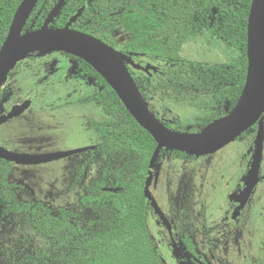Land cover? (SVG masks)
Masks as SVG:
<instances>
[{
  "label": "trees",
  "instance_id": "1",
  "mask_svg": "<svg viewBox=\"0 0 264 264\" xmlns=\"http://www.w3.org/2000/svg\"><path fill=\"white\" fill-rule=\"evenodd\" d=\"M21 1L0 0V47ZM57 2L39 0L25 30L40 28ZM250 5L251 0H65L51 27H64L84 7L72 29L115 49L114 31L121 28L129 40L119 50L137 54L143 67L147 62L160 72L128 67L147 105L148 93L158 89L174 94L183 88H213L223 89V96L232 97L235 106L246 77ZM202 34L236 50L232 60L197 63L182 59L184 43ZM80 62L91 80L96 78V88L102 87L86 102H94L107 117L96 126L101 142L76 168L75 182L83 187V195L69 208L25 202L20 185L9 181L13 164L0 159V260L5 264H164L146 229L142 176L135 178L131 171L135 158L143 167L147 164L156 143L105 80ZM12 100V85L6 82L0 92V115ZM94 167L99 172L90 177ZM104 187L121 190L110 193ZM16 226L25 230V236L3 238L6 230Z\"/></svg>",
  "mask_w": 264,
  "mask_h": 264
},
{
  "label": "flooded vegetation",
  "instance_id": "2",
  "mask_svg": "<svg viewBox=\"0 0 264 264\" xmlns=\"http://www.w3.org/2000/svg\"><path fill=\"white\" fill-rule=\"evenodd\" d=\"M119 29L121 28L114 31L118 51L123 47L117 46L121 41ZM127 38L129 40L128 34ZM205 38L209 43L217 42L220 45L219 51L223 48L224 55L228 56L230 52L228 50H231L228 46L221 41L206 36ZM53 56L51 58H55L57 62L54 81L51 85L46 84L48 88L43 89L39 86L36 90L41 92V96L45 95L43 92L48 94L52 91L59 92L60 97L57 103L37 111L49 112L46 114L47 117L54 119L58 116L69 124L76 120V123L82 125L85 131L88 130L95 139L91 146L84 147L89 148L88 150L58 159H64L65 162L80 155L85 156L80 163L69 166L68 186L70 189L77 187L80 193L77 194L75 202L55 206L49 199H37L33 195L30 201L23 200L26 187L22 182L14 183L20 185V198L25 202L42 201L54 208H69L77 203L84 191L83 187L75 182L76 168L78 169V166L87 159L88 152L95 150L96 145L101 142L102 137L99 136L96 126L103 123L107 117L94 102H86L90 96L100 92L102 87L96 88V78L92 77L91 80V75L89 76L84 70L80 59L63 52H54ZM136 57L137 54L133 53L134 63L143 67V60L138 62ZM214 63H223V61ZM147 64L149 63H143L145 66ZM128 67L134 68L131 65ZM149 72L160 73L158 70L155 72L149 70ZM7 82L12 85L14 100L7 104L6 111L1 115L7 114L13 106L20 105L26 100L30 101V106L20 116L2 125L13 119H16L20 125L21 119L33 108L34 101L30 96L17 95V88L13 86L10 77ZM59 86L62 87L61 90H57ZM190 91L183 88L171 94L167 89H158L148 93V108L171 131L187 132L188 127L192 126L193 133H199L210 124L229 115L235 107L232 104V97L223 96V89L197 88L192 89L194 93L188 94ZM189 100H193V104H190ZM262 117L264 124V113ZM36 125L39 135L34 137H30L35 133L34 130L33 133L31 131L32 125H23L25 131L29 133L24 134L20 146L34 148L37 147L35 143H42L46 134L41 133L43 127L40 124ZM21 126L13 127L10 132ZM257 130L258 122L221 149L205 155H189L161 148L151 169L150 161L153 153L146 167L139 164L137 158L133 160L132 174L135 178L142 176L146 229L164 264H264V140L257 182L249 196L244 197L247 188L246 179L253 162ZM13 149L7 150L29 155L51 154V152L21 153L15 151L18 147ZM47 163L29 166L12 163L9 181L15 167L37 168ZM141 168L145 170L140 175L138 172L142 170ZM98 172V168L94 167L89 176L93 177ZM146 184L151 199L145 196ZM106 189L121 190L116 187L103 188L105 192H110Z\"/></svg>",
  "mask_w": 264,
  "mask_h": 264
},
{
  "label": "water",
  "instance_id": "3",
  "mask_svg": "<svg viewBox=\"0 0 264 264\" xmlns=\"http://www.w3.org/2000/svg\"><path fill=\"white\" fill-rule=\"evenodd\" d=\"M38 2L39 0H22L14 13L7 36L0 47V92L17 64L35 53L43 55L63 52L84 61L105 80L128 113L153 138L156 147L150 161V169L161 148L196 156L210 154L221 149L258 122L253 162L246 179L247 188L244 191V197L249 196L257 182L264 140L262 117L264 113V0H251L247 19L246 77L235 107L229 115L207 126L214 127L215 124L223 121L217 131L206 133V127L201 132L192 134L174 132L166 128L149 110L128 70V65L145 72L149 70L155 72L156 67L150 64L141 67L132 60L133 53H122L92 35L72 29V25L82 15L84 7L79 9L64 27L54 28L51 24L65 4V0H58L40 28L25 30L26 23ZM213 13L215 14L216 11ZM41 46L48 48V51H40ZM29 106V100L13 106L7 114L0 115V125L20 116ZM88 149L29 155L0 147V159L16 165H38ZM147 184L145 196L151 199ZM106 190L117 192L119 189Z\"/></svg>",
  "mask_w": 264,
  "mask_h": 264
},
{
  "label": "rangeland",
  "instance_id": "4",
  "mask_svg": "<svg viewBox=\"0 0 264 264\" xmlns=\"http://www.w3.org/2000/svg\"><path fill=\"white\" fill-rule=\"evenodd\" d=\"M118 32L120 33L121 41H119L117 46L120 48L125 45L128 38L127 33L122 29H119ZM203 35L204 34L200 35L196 41L195 39H189L184 43L180 53L182 59L197 63L229 62L232 60L233 56L236 54V50H228L230 52H228V56H226V54L224 55L223 53L225 52L223 48H221L222 51H219L220 45L217 42L215 43L212 41L209 43L207 38H205V36L203 37ZM37 54L38 53H35L21 60L10 75L13 86L17 88V95L20 97L25 95L30 96L34 104L33 108L21 119V127L13 129L12 132H10L13 127L20 126L16 119L0 126V147L5 149L18 147L15 151L21 153H54L72 151L91 146L95 142V139L93 136L91 137L88 130L85 131L82 125L76 123V120L69 124L61 120L58 116L54 119L47 117L46 114L49 112L44 111L39 113L37 111L38 109H44V107L48 105L50 106L57 103L60 97L59 92L52 91L50 94L43 92L45 93L43 96H41V92H37L36 89L39 88V86L46 89L48 88L46 84L51 85L54 81V74L57 71L55 69L57 65L56 59L51 58L54 57L53 53L43 55ZM49 58L51 60H49ZM29 59H32V63ZM61 88L62 87L59 86L57 90H61ZM44 115L45 118H43ZM79 123L83 124L82 122ZM25 124L32 125V133L33 130L35 131L30 137L39 135V131L36 128V126L38 127L39 125L36 124H40L43 127L41 133L46 135L43 136L44 139L41 144L38 142L35 143L37 147L27 148L20 146L23 143L24 134L29 133L23 128ZM49 126L51 127L49 128ZM193 132L194 128L192 126L188 127L187 133L192 134ZM84 158V155H80L65 162H63L64 159H62L39 165L37 168L15 167L10 181L22 182L24 184L26 189L23 192V200L30 201L33 195V197L37 199H49L55 206L71 204L77 199V194L80 193V190L77 187L70 189L68 186L69 166L74 163H80ZM25 234V230L21 231V229L19 230L16 226L6 230L3 238L8 237L9 239H16L20 238V235L25 236ZM0 264L5 263L0 260Z\"/></svg>",
  "mask_w": 264,
  "mask_h": 264
},
{
  "label": "bare ground",
  "instance_id": "5",
  "mask_svg": "<svg viewBox=\"0 0 264 264\" xmlns=\"http://www.w3.org/2000/svg\"><path fill=\"white\" fill-rule=\"evenodd\" d=\"M39 50L44 52V51H48V48L41 46L39 48ZM222 123H223V121L218 122L217 124H215L214 127H212V126L207 127L206 128V133H213V132L217 131V129L222 125Z\"/></svg>",
  "mask_w": 264,
  "mask_h": 264
}]
</instances>
